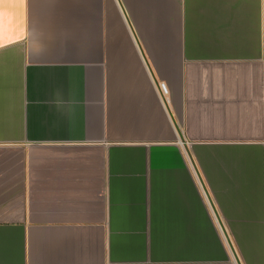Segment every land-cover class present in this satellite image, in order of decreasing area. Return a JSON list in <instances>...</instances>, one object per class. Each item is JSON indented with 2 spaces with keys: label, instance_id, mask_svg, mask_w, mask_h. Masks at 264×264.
I'll return each mask as SVG.
<instances>
[{
  "label": "crops",
  "instance_id": "crops-1",
  "mask_svg": "<svg viewBox=\"0 0 264 264\" xmlns=\"http://www.w3.org/2000/svg\"><path fill=\"white\" fill-rule=\"evenodd\" d=\"M0 264H264V0H0Z\"/></svg>",
  "mask_w": 264,
  "mask_h": 264
},
{
  "label": "built area",
  "instance_id": "built-area-1",
  "mask_svg": "<svg viewBox=\"0 0 264 264\" xmlns=\"http://www.w3.org/2000/svg\"><path fill=\"white\" fill-rule=\"evenodd\" d=\"M161 99L163 102L168 101V94H169V88L168 85L165 82H162L159 84ZM183 145H185V142H182Z\"/></svg>",
  "mask_w": 264,
  "mask_h": 264
}]
</instances>
